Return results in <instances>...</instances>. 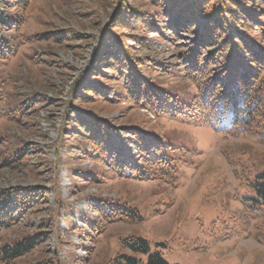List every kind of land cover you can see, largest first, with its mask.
Here are the masks:
<instances>
[{
  "label": "rangeland",
  "instance_id": "374dc122",
  "mask_svg": "<svg viewBox=\"0 0 264 264\" xmlns=\"http://www.w3.org/2000/svg\"><path fill=\"white\" fill-rule=\"evenodd\" d=\"M124 1L156 12L148 0ZM117 3L31 0L17 13L18 33L5 31L17 51L11 60L0 61V90L8 114L0 122V191L34 187L42 195L16 226L3 231L0 246L41 230L45 243L14 264L47 259L53 264H111L121 253L132 254L123 248L128 237L147 240L151 251L161 252L169 264H264V206L248 199L256 198L250 182L264 172V142L219 136L198 123L157 116L125 100L73 97L92 78L114 85L101 50L108 43L105 31ZM4 7L0 3V10L6 11ZM170 10L161 8L165 15L155 23L164 40L140 27L113 28V34L131 58L153 63L147 78L189 103L198 91L188 79L181 44L187 42L182 38L196 35L190 32L168 42ZM196 29L201 32L202 26ZM249 34L260 38L255 27ZM44 35L50 38L42 40ZM100 71V77H92ZM70 107L116 128L136 127L159 137L178 159L179 180L171 185L119 177L99 155H79L74 136H67ZM19 152L21 162L4 161ZM104 199L136 208L142 222L113 223L95 236L92 226L100 222L98 208Z\"/></svg>",
  "mask_w": 264,
  "mask_h": 264
},
{
  "label": "trees",
  "instance_id": "16d2710c",
  "mask_svg": "<svg viewBox=\"0 0 264 264\" xmlns=\"http://www.w3.org/2000/svg\"><path fill=\"white\" fill-rule=\"evenodd\" d=\"M147 1V0H146ZM156 12L141 11L118 0L111 23L105 31L108 43L101 50L112 72L113 86L91 79L79 93L76 101L91 97L106 102L129 101L157 116H168L183 122H193L211 129L226 138L251 136L264 142V0H148ZM31 0H0L6 11L0 10V61L13 58L17 46L5 31L18 33L20 21L17 13L27 9ZM137 6V4H136ZM170 36L179 40L184 34L193 33L196 38L187 41L183 58L188 79L197 85L196 100L180 102L171 92L146 77L153 63L131 58L127 47L114 36L113 28H142L160 33L155 23L164 16L161 8L169 9ZM157 19V20H156ZM201 27V32L196 27ZM260 38L249 34L253 28ZM59 37V36H58ZM57 37V38H58ZM49 39L48 35L41 37ZM143 38L136 39L141 42ZM263 39V40H262ZM95 73L92 77H100ZM99 82L96 87L94 81ZM2 91L0 90V122L6 117ZM68 138L74 136L73 146L79 155L94 153L103 164L108 163L119 177L142 181L157 180L173 184L179 180L178 159L162 140L140 128H116L110 122L80 113L70 107ZM130 137L131 140H128ZM63 147V146H62ZM24 151V150H23ZM21 162L22 153L4 156ZM256 198H249L264 206V172L250 182ZM40 188H15L0 191V239L4 230L19 223V219L36 206L42 195ZM100 222L92 226L95 236L104 233L113 223L136 224L143 218L139 211L128 204L119 205L113 200H100ZM101 226V227H99ZM95 227V228H94ZM46 233L39 231L0 246V264H14L33 253L45 243ZM123 248L132 254L121 253L111 264H169L159 251H151L150 243L140 237H128ZM151 252V253H150ZM134 254L147 255L145 259ZM38 264H53L48 259Z\"/></svg>",
  "mask_w": 264,
  "mask_h": 264
}]
</instances>
